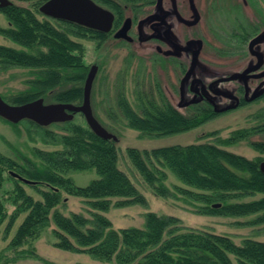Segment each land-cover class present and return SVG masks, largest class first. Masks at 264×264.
<instances>
[{"label":"trees","instance_id":"1","mask_svg":"<svg viewBox=\"0 0 264 264\" xmlns=\"http://www.w3.org/2000/svg\"><path fill=\"white\" fill-rule=\"evenodd\" d=\"M32 9L12 4L0 9L8 22L0 26V36L20 49L0 46V70L16 67L31 71L27 88L9 96L13 105H21L39 98L49 102L80 104L88 67L84 63L83 44L75 39L87 35L85 28L37 18L39 7L47 0H31ZM4 99V97H2ZM118 106L127 126L147 137H164L184 133L201 126L197 115L184 117L165 100L155 103L147 94L140 100L137 113L126 99L119 96ZM7 122V121H6ZM9 123V122H8ZM37 130L43 129L45 138L60 146L56 151L35 149L39 163L27 160L20 164L0 154V187L3 173L15 183L14 211L8 214L0 202V226L7 222L5 234L11 230L21 214H26L4 252L0 264L35 258L32 242L52 222L57 230L54 246L67 252L85 254L101 263L115 264H264V242L243 240L240 246L227 236L181 225L173 216L144 214L143 228L115 230L102 215L112 208L146 205L142 194L117 167L116 143L97 137L86 124L74 120L53 124L62 133H53L31 121ZM250 128L235 130L228 139L217 138L215 143L173 145L138 150L128 148L127 155L145 183L161 197L181 195L198 203L202 215L245 217L258 215L251 224H264V174L259 170L260 158L247 159L224 149L231 144L249 140ZM212 135V134H210ZM259 150L260 146L252 144ZM94 170L98 176L86 186H77L68 177L71 172ZM169 171L185 187L175 185L173 191L165 186ZM10 172L33 183L41 200L27 195L20 180ZM22 183V182H21ZM44 186L46 190H40ZM63 194L84 199L92 209L90 217L73 213L66 217L54 210L64 202ZM262 197L239 202L247 197ZM219 204V206H215ZM53 210V211H52ZM27 249L19 250L24 246ZM15 251L13 257L6 251Z\"/></svg>","mask_w":264,"mask_h":264},{"label":"rangeland","instance_id":"2","mask_svg":"<svg viewBox=\"0 0 264 264\" xmlns=\"http://www.w3.org/2000/svg\"><path fill=\"white\" fill-rule=\"evenodd\" d=\"M13 4L32 9L31 0H10ZM37 18L43 19L40 13ZM0 26L7 27L6 18L0 13ZM83 44V59L85 65L89 68L92 65L98 66L92 90L91 107L94 116L109 132L118 138L117 148V167L122 171L146 200V205H131L122 208H112L108 212L101 214L107 217L112 228L115 230L126 228H143L144 214L147 212L155 213L158 216H173L180 220L181 225L188 228L204 230L217 235L229 237L234 244L240 246L245 239L264 242V224H251L258 215H249L245 217H222L212 215H202L197 212L198 203L174 194V197L166 198L158 196L154 190L144 182L138 171L131 164L128 155V148L138 150H151L159 147L181 145L186 146L197 143H215L217 138L228 139L231 133L239 129L250 128L251 125L245 122L244 114L236 112L229 116L219 118L209 124L199 126L190 131L164 137H147L136 130L127 126V121L121 113L118 106L119 96L124 97L131 109L139 113L140 100L151 93L154 100H159L161 93L156 90L154 83L166 84L167 76L163 70L154 71L148 61L144 62L143 67L138 65L136 58L130 57L128 49L118 43L99 44L98 40L92 39L89 34L83 39H75ZM0 46L20 49L10 40L0 36ZM156 73L158 80L155 79ZM32 78L31 71L28 69L12 67L5 71L0 70V96L12 104L9 96L17 92L24 91L27 88L26 82ZM166 78V79H165ZM45 103H51L45 100ZM236 117V119H233ZM78 124H86L82 115L78 114L73 119ZM19 124V123H18ZM17 125V124H13ZM53 133H62L60 127L49 125L43 127ZM43 129L37 130L28 124H21L13 127L11 123L0 118V154L9 157L20 164H25L27 160L39 163L34 150L37 148L42 151H56L60 146L50 143V138H45ZM212 134V135H210ZM253 140L240 141L224 147L227 151L241 155L247 159L253 160L261 158L252 143ZM167 180L165 186L173 191L175 185L185 187L169 171L165 170ZM8 172L3 173V183L0 187V202L6 208L8 214H11L15 206L13 205V191L15 183L9 179ZM77 186H86L98 176L94 170L86 172H71L68 174ZM27 195L34 200H41L40 194L30 185L20 182ZM40 190H46L44 186ZM64 202L58 205L54 210L68 217L73 213L81 214L86 218L90 217L92 209L86 204L84 199L72 197L63 194ZM261 195L243 198L241 202H248L261 198ZM53 211V210H52ZM25 213L21 214L14 222L11 230L6 235L5 228L7 222L0 226V254L8 246L13 238L17 228L22 223ZM54 230H57L52 222V213L50 214V225L32 242V247L37 255L35 258L20 259L7 264H115L101 263L91 259L88 255L71 253L63 251L54 246L57 241L54 236ZM28 246L20 248L27 249ZM15 251H6L5 256L13 257ZM234 264L236 261L231 257Z\"/></svg>","mask_w":264,"mask_h":264},{"label":"flooded vegetation","instance_id":"3","mask_svg":"<svg viewBox=\"0 0 264 264\" xmlns=\"http://www.w3.org/2000/svg\"><path fill=\"white\" fill-rule=\"evenodd\" d=\"M92 1L113 20L108 32L85 28L87 34L100 45L126 47L139 66L148 61L167 76L165 86L154 83L158 101L149 93L155 103L197 115L201 126L244 114L264 161V0Z\"/></svg>","mask_w":264,"mask_h":264},{"label":"water","instance_id":"4","mask_svg":"<svg viewBox=\"0 0 264 264\" xmlns=\"http://www.w3.org/2000/svg\"><path fill=\"white\" fill-rule=\"evenodd\" d=\"M11 4L9 0H0V9ZM39 12L45 17L104 33L110 30L113 20V15L109 11L96 5L92 0H47L39 7ZM126 26L127 22L116 37H120L121 33L125 32ZM97 70L96 65L90 67L83 85L82 102L78 105L72 103L45 104L43 98L21 105H12L0 96V118L11 124L27 120L37 126L47 127L51 124L71 121L75 114H81L87 127L97 137L116 143L118 138L99 123L91 108V90ZM259 170L264 174V161L259 164ZM11 175L25 184L33 183L16 173L11 172Z\"/></svg>","mask_w":264,"mask_h":264}]
</instances>
